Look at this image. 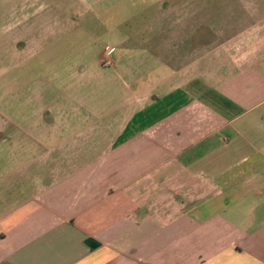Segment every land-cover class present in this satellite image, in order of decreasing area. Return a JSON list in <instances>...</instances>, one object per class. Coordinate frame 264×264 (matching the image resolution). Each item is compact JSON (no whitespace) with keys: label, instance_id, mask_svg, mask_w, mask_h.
Masks as SVG:
<instances>
[{"label":"crops","instance_id":"crops-1","mask_svg":"<svg viewBox=\"0 0 264 264\" xmlns=\"http://www.w3.org/2000/svg\"><path fill=\"white\" fill-rule=\"evenodd\" d=\"M244 1L224 33L220 6L153 0L165 73L68 137L31 63L138 1L0 0V264H264V0Z\"/></svg>","mask_w":264,"mask_h":264},{"label":"rangeland","instance_id":"rangeland-1","mask_svg":"<svg viewBox=\"0 0 264 264\" xmlns=\"http://www.w3.org/2000/svg\"><path fill=\"white\" fill-rule=\"evenodd\" d=\"M134 1H138L139 10L104 17L102 21H107V25L102 22L100 27L78 23L69 40H60L47 47L38 60L31 63L39 82L37 86L41 90L42 107L59 118H62L63 111L75 108L73 124L65 125V136L87 133L88 129L102 127V122L110 125L119 116L121 105L125 102L127 84L135 81L146 85L157 81L158 76L165 73L166 63L150 54L158 41L166 37V29H157L158 20L155 21L156 29L149 28L153 27L151 19L158 18L160 14L156 13L153 0ZM252 1L255 5L258 3V0ZM142 2H148V5ZM179 4L209 8L220 6L223 13L219 14L218 26L227 33L230 31H227L226 7H241L245 1L166 0V8ZM202 16L204 23L210 21L209 13ZM234 19L242 26L243 14H236ZM119 59L123 62L117 61Z\"/></svg>","mask_w":264,"mask_h":264}]
</instances>
